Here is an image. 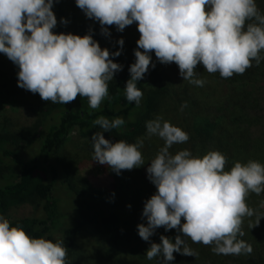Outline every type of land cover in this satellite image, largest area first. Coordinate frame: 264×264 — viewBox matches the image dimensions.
Wrapping results in <instances>:
<instances>
[{"label": "clouds", "instance_id": "obj_1", "mask_svg": "<svg viewBox=\"0 0 264 264\" xmlns=\"http://www.w3.org/2000/svg\"><path fill=\"white\" fill-rule=\"evenodd\" d=\"M53 2L0 0V53L18 66L19 87L54 104H66L79 95L97 109L109 95L108 82L123 66L109 59V51L101 49L91 34L53 33L57 24ZM75 4L86 17L99 22L105 35V25L123 31L137 23L138 48L124 88L126 100L136 106L143 96L137 82L148 71L151 52L162 64L174 62L183 80L200 87L205 81L196 78L197 65L228 78L243 74L253 61L258 66L264 60V14L256 0H75ZM66 22L61 18V23ZM117 43L122 46L124 41ZM120 54L111 53L113 57ZM124 123L121 117L100 116L93 121L102 129L91 137L93 161L117 174L145 164L139 150L143 138L112 143L102 135ZM145 128L146 138L155 136L164 143L146 169L156 192L144 203L142 216L147 224L137 225L138 235L149 241L160 226L183 234L174 242L161 235L160 243H151L146 250V259L169 264L174 252L195 257L184 237L211 246L215 254H250L251 246L237 237L243 235L245 217L256 216L250 228L264 218L246 203L250 193L264 192V164L237 161L226 171V159L219 151H208L202 158L188 149L171 154L169 148L187 142L189 136L161 116L146 121ZM65 257L61 240L30 237L0 216V264H67Z\"/></svg>", "mask_w": 264, "mask_h": 264}, {"label": "trees", "instance_id": "obj_2", "mask_svg": "<svg viewBox=\"0 0 264 264\" xmlns=\"http://www.w3.org/2000/svg\"><path fill=\"white\" fill-rule=\"evenodd\" d=\"M260 2L257 8L264 14V0ZM52 11L57 20L51 30L53 33L91 34L101 49L109 51V59L113 62L120 59L123 67L108 82V97L99 108L91 109L86 97L77 95L66 104H54L42 100L38 93L19 87L18 66L0 53V96L13 102L11 111H0V216L14 207L32 204L36 214L10 220V225L21 227L33 238L61 240L66 248L67 264H158L157 258L146 259L145 252L151 243H160L161 235L174 242L177 235L183 238V234L176 229L165 231L160 226L149 241L138 235L137 225L147 224L142 216L144 203L156 192L146 169L164 143L155 136L146 138V121L161 116L188 134L187 142L169 148L171 154L188 149L192 156L202 158L208 151H219L226 159V171L237 161L255 160L262 164L264 138H248V126L253 119L247 109L250 100H255L253 96L264 60L258 66L253 61V66L243 74L222 78L216 73L212 82L204 80L202 87L185 83L172 89L166 85L162 71L165 64L151 52L148 71L137 82L143 96L136 106L135 102L126 100L124 93L130 79L129 66L135 62L134 51L130 52L136 49L135 45L129 43L115 25H105L108 34H103L99 22L86 17L75 0H54ZM61 18L67 22L61 23ZM121 38L122 46L117 43ZM116 51L121 54L113 57L111 53ZM203 73V77H208L204 69ZM146 84L158 89L147 92ZM182 105L186 106L182 108ZM100 116L109 120L121 117L125 121L117 129L102 132L110 142L135 143L143 138V147L139 150L145 162L131 170H120V174L97 162L110 170L114 178L113 187L104 191L94 189L57 156L73 130L78 132L84 146L91 147L92 135L102 131L93 124ZM20 149L33 152L24 156ZM64 192L75 200V211L71 214L61 205ZM252 197L255 194L250 193L248 202ZM81 235L87 236L88 246L81 241ZM184 239L195 253L202 249L200 243ZM173 255L175 259L169 264H184L185 261L192 264L197 258L175 252ZM248 264H264V255Z\"/></svg>", "mask_w": 264, "mask_h": 264}, {"label": "rangeland", "instance_id": "obj_3", "mask_svg": "<svg viewBox=\"0 0 264 264\" xmlns=\"http://www.w3.org/2000/svg\"><path fill=\"white\" fill-rule=\"evenodd\" d=\"M256 4L260 5V0H256ZM116 27V26H115ZM122 34L129 40V43L135 45L134 48H138L136 41L139 39L140 33L138 32L137 23L134 22L132 25L125 26ZM134 50L131 49L130 52ZM118 63L120 59H117ZM203 67L197 65V68L194 71L197 73L196 78L202 80H213L216 77V73H208V77H203ZM164 75L166 76V85L171 86L172 89H177L182 87L185 83H189L179 75L178 66L174 63L165 64L162 68ZM191 86H196L189 83ZM146 91L149 92L151 89H158L156 86H151L146 84ZM257 89L255 90V95L253 96L255 100H250L249 107L247 109L250 117L253 119V122L249 124V139L264 138V68L262 70V75L257 81ZM255 86V87H256ZM13 102L9 100L8 97L0 96V111L9 110ZM20 153L24 156L31 154L33 150H19ZM57 156L61 161H63L73 173L79 175L85 182L91 184L92 187L96 190H108L113 187L114 178L110 170H105L96 161H93V147L84 146L79 138V134L76 130H73L69 138L64 142L62 147L58 150ZM12 166L14 164L11 162ZM264 164V162L262 163ZM15 167V166H14ZM1 183V181H0ZM254 196V193H251ZM67 193H62V208L66 213H73L75 211V200H72ZM247 205L251 207L255 213L264 214V192L260 195L252 197V201L248 202ZM36 209L32 204L25 203L23 205L12 208L4 216L9 221L17 218L28 217L36 214ZM256 221V216L254 215L251 218L245 217L241 224V231L243 235H238V239L245 241L251 246L250 254H241V255H224V254H215L211 250V246L202 245V249L199 253H196L193 259L192 264H248L252 259L258 258L260 255H264V218H261L259 224L252 228L249 227L250 223L254 224ZM69 224V222H67ZM81 240L85 246H88V238L86 235H81ZM89 241V240H88ZM92 257L96 258L92 253ZM201 261V262H200ZM184 264H190L185 261Z\"/></svg>", "mask_w": 264, "mask_h": 264}]
</instances>
